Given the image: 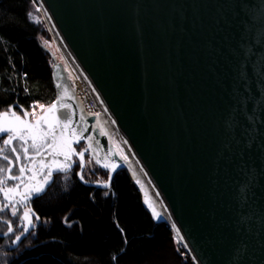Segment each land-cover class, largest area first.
Masks as SVG:
<instances>
[{
  "label": "snow or ice",
  "instance_id": "1",
  "mask_svg": "<svg viewBox=\"0 0 264 264\" xmlns=\"http://www.w3.org/2000/svg\"><path fill=\"white\" fill-rule=\"evenodd\" d=\"M31 2L37 4L38 0ZM136 7L147 8L143 3ZM152 7L160 8L161 5ZM199 7L180 3L167 5V26L184 31L186 26L199 19L200 14L196 10ZM36 11L39 12L40 7ZM158 15L149 14L146 25L141 27L151 25L158 29L160 23L155 18ZM25 16L35 23L42 22L30 11H26ZM47 18L49 21L52 19L51 16ZM209 25L210 38L202 40L194 55L210 61L208 71L226 93V98L208 106L210 137L205 145V163L209 168L214 201L212 245L226 255L222 260H213L209 256L207 264H255L257 252L264 256V0H229L226 4L216 5ZM3 39L0 36V40ZM217 57L223 59V73L217 67ZM9 66L15 69L14 62H9ZM20 75L21 79H26L28 74ZM168 83L173 93L178 91L179 83L174 76ZM55 87L63 91L51 103L33 99L26 109L15 99L0 110V223L7 229L0 233L7 249L0 251V264H9L11 252L18 251L24 239L36 235L37 223L34 220L39 222L41 218L31 207V202L46 192L55 174H68L78 164L75 176L81 183H90L84 174L85 155L89 153L94 157V164L107 172V179L97 178L91 183L105 189L103 195L107 197L111 192L113 173L120 167L113 157L118 156L120 161L128 162V156L122 149L116 152L108 149L105 156L100 155L99 142L91 135H84L87 120L83 110L77 114L69 102L72 97L68 96L66 86L57 82ZM5 90L19 96L17 88ZM23 91L29 92L26 87ZM93 92H96L95 88ZM96 99L103 103L99 95ZM88 115L98 117L100 113ZM99 132L101 136H108L103 127ZM81 141L86 142L85 146L77 150ZM123 144L127 145L128 141L124 140ZM92 162L90 159L89 163ZM128 168L136 184L144 191L145 186L136 178L131 164ZM139 171L148 175L143 167ZM217 193L226 196V200H221ZM155 195L159 197L160 193ZM144 204L153 219L161 217L156 203L147 193ZM7 214L13 219H4ZM17 218V227L14 228L13 220ZM116 227L127 244L125 230L118 222ZM171 229L176 233L174 242L189 249L186 237L181 235V229L175 222ZM120 251L123 253L125 249ZM111 259L115 261L117 257L113 255ZM260 264H264V258Z\"/></svg>",
  "mask_w": 264,
  "mask_h": 264
},
{
  "label": "water",
  "instance_id": "2",
  "mask_svg": "<svg viewBox=\"0 0 264 264\" xmlns=\"http://www.w3.org/2000/svg\"><path fill=\"white\" fill-rule=\"evenodd\" d=\"M41 2L52 17L60 41L77 60L128 141L132 158L135 156L148 173L146 177L151 181L155 199L147 195L161 213L155 220L163 219L170 226L173 222L177 224L190 246L186 251L194 264L201 261L207 264L209 256L222 260L226 254L212 245L214 201L205 145L210 137L208 106L226 98V93L209 73L210 61L206 57L198 59L194 54L202 40L210 38L209 19L215 6L229 0ZM140 3L147 8H137ZM173 3L199 5L196 9L199 19L184 31L169 28L165 13L167 5ZM154 4L161 7L153 8ZM153 13H159L155 17L159 28L151 25L142 28L146 17ZM217 60V67L223 73V59L217 57ZM61 70L60 65L53 70L55 84L62 81ZM173 76L179 83L175 93L168 83ZM74 108L77 110L76 105ZM88 123L85 136L95 126L98 146L105 156L112 145L108 136L100 135L99 128L105 129L103 123L99 117L89 118ZM113 158L120 164L114 173L128 175L151 214L144 204L146 191H141L129 171L128 164L132 166L133 162L126 164L118 156ZM136 178L139 179L137 173ZM157 192L159 197L155 195ZM220 199L226 200V196L220 195ZM262 258L257 252L255 264H260Z\"/></svg>",
  "mask_w": 264,
  "mask_h": 264
},
{
  "label": "trees",
  "instance_id": "3",
  "mask_svg": "<svg viewBox=\"0 0 264 264\" xmlns=\"http://www.w3.org/2000/svg\"><path fill=\"white\" fill-rule=\"evenodd\" d=\"M35 5L31 0H0V36L5 38L0 40V110L15 99L26 109L33 99L48 104L59 94L50 56L40 42L43 26L25 16L30 11L36 17ZM22 73L28 74L26 79H21ZM11 88H17L18 97L5 90ZM95 168L94 174L84 169L88 184L75 176L78 169L55 175L33 202L41 218L36 235L11 252L9 264H194L183 245L174 242L170 224L152 218L125 172L113 173L111 192L105 197V189L91 181L107 179V172ZM116 222L125 230L127 244ZM4 244L0 239V251L7 250Z\"/></svg>",
  "mask_w": 264,
  "mask_h": 264
},
{
  "label": "rangeland",
  "instance_id": "4",
  "mask_svg": "<svg viewBox=\"0 0 264 264\" xmlns=\"http://www.w3.org/2000/svg\"><path fill=\"white\" fill-rule=\"evenodd\" d=\"M37 7H40L39 12L36 11ZM35 12H36V17H38L42 21L40 24L43 26L42 27L43 33H42V36L40 38V42H41L43 48L48 52L52 66L54 68L57 65L62 66L63 73L65 74V83L63 85L66 86L67 88H69L71 85L72 86L74 85V82H77V78H78V71H77L76 65L74 64V60L68 54V52L65 50L62 43L60 42L58 35L56 34V32L52 26L51 21H49L47 18L48 15H45V10H44L43 5L40 2V0H38V4L35 5ZM45 41H48V43H45ZM62 91H63V89H59L58 93L60 94ZM100 108H101L102 118H104L103 117L104 115H107L109 117V115L105 111L103 112L104 107L102 105L100 106ZM37 111H39V110H37ZM111 121H113V119H111ZM110 124H111L110 122L109 123L104 122V126L106 127L108 135L112 136V144L114 146L113 150H115V152H116V151L122 149L125 152V154L128 156V161L133 162L134 159L132 158V153H131V151H129V146L123 144L124 139H122V136L120 135V131L118 132L116 130L113 123H112V125H110ZM95 136H96V129H95V132L92 135V137L95 138ZM93 146L96 147L95 144ZM102 156H103V154H102ZM90 159L93 161L92 163H89ZM85 160H86L87 169H89L91 171V173L94 174L96 171L95 164H94V157H91V154L86 153ZM89 178H90V176H89ZM97 178L102 180L101 177H95V179H97ZM139 178H140L141 182H145L142 179V173H140ZM145 178L148 181L147 177H145ZM31 207H33V202H31ZM34 222L37 223V226L39 225V222H36L35 220H34Z\"/></svg>",
  "mask_w": 264,
  "mask_h": 264
},
{
  "label": "flooded vegetation",
  "instance_id": "5",
  "mask_svg": "<svg viewBox=\"0 0 264 264\" xmlns=\"http://www.w3.org/2000/svg\"><path fill=\"white\" fill-rule=\"evenodd\" d=\"M67 86H68V85H67ZM67 89H68V96L72 97V99L70 100V102H72L73 106L76 105V108H77L78 113H79L80 110H81V108H80V105L78 104L77 99H76L75 89H74V87H73L72 85H71L69 88H67ZM83 113H84V112H83ZM84 115H85V114H84ZM85 118H86V120H87V130H88V128H89V123H88V118L86 117V115H85ZM95 129H96V132H98V131H97V128L94 126V127L92 128L91 133H90L91 136L94 134ZM86 132H87V131H86ZM86 132H85V133H86ZM85 133H84V135H85ZM85 143H86L85 141H81L80 145L77 146V149L79 150V148L84 147V146H85ZM17 147H19V146L17 145ZM75 169H78V164H77V165H74V167H73V169H72L71 171H75ZM55 175H56V174H55ZM55 175H54V177H55ZM0 199H2V198H0ZM35 199H36V198H34L32 202H34ZM3 218H4V219H13V218H11L10 214L4 215ZM17 223H18V218L13 220L14 228L17 227ZM6 230H7V229H6V225L3 224V223H0V233H3V232L6 231Z\"/></svg>",
  "mask_w": 264,
  "mask_h": 264
},
{
  "label": "bare ground",
  "instance_id": "6",
  "mask_svg": "<svg viewBox=\"0 0 264 264\" xmlns=\"http://www.w3.org/2000/svg\"><path fill=\"white\" fill-rule=\"evenodd\" d=\"M86 87L89 89V88H91L90 86H89V84L87 83L86 84ZM99 106H101V103L99 102ZM103 112H104V109H103ZM107 113V112H106ZM108 114V113H107ZM104 118H102L103 119V121L105 122V123H111L110 125H112V121H111V119L107 116V115H104L103 116ZM109 127V126H108ZM114 127L116 128V130L119 132L120 131V129H119V127L116 125V124H114ZM112 129V128H111ZM112 134V133H111ZM120 135L122 136V139H124L125 140V138H124V136H123V134L121 133V131H120ZM128 145V144H127ZM133 167H134V170L136 171V173H137V175H138V177L140 176V171H139V169L141 168L140 167V165H139V163H137V159L135 158V156H134V160H133V165H132ZM146 176L142 173V179L145 181V182H142L143 184H144V190L146 191V193L148 194V195H150L153 199H155V196H154V193H153V190H152V187L150 186V184L148 183V181L146 180V178H145ZM140 179V178H139Z\"/></svg>",
  "mask_w": 264,
  "mask_h": 264
},
{
  "label": "built area",
  "instance_id": "7",
  "mask_svg": "<svg viewBox=\"0 0 264 264\" xmlns=\"http://www.w3.org/2000/svg\"><path fill=\"white\" fill-rule=\"evenodd\" d=\"M81 81L84 84V91L81 92L79 100L88 114L96 113L98 111L97 102L94 99V96L92 95L91 91L86 87V83L82 80V78Z\"/></svg>",
  "mask_w": 264,
  "mask_h": 264
}]
</instances>
